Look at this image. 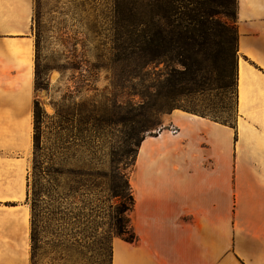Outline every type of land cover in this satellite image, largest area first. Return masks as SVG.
<instances>
[{"label": "crops", "instance_id": "obj_1", "mask_svg": "<svg viewBox=\"0 0 264 264\" xmlns=\"http://www.w3.org/2000/svg\"><path fill=\"white\" fill-rule=\"evenodd\" d=\"M234 128L175 110L134 159L111 264H264V0H238ZM34 0H0V264H31Z\"/></svg>", "mask_w": 264, "mask_h": 264}, {"label": "rangeland", "instance_id": "obj_2", "mask_svg": "<svg viewBox=\"0 0 264 264\" xmlns=\"http://www.w3.org/2000/svg\"><path fill=\"white\" fill-rule=\"evenodd\" d=\"M91 4L34 0L33 111L37 102L43 118L37 128L33 121L28 204L35 209L38 249L31 264H111L112 241L119 237V221L127 217L124 182L133 194L141 139L171 130L175 110L237 122V71L222 81L206 63L199 65V86L190 83L183 94L167 92L173 108L160 111L150 104L133 110L128 103L138 105L141 99L124 88L121 65L100 58L104 50L92 30ZM238 6L237 0L232 20L237 28ZM165 69L164 64L152 67L156 74ZM133 216L132 211L124 237L134 231Z\"/></svg>", "mask_w": 264, "mask_h": 264}, {"label": "trees", "instance_id": "obj_3", "mask_svg": "<svg viewBox=\"0 0 264 264\" xmlns=\"http://www.w3.org/2000/svg\"><path fill=\"white\" fill-rule=\"evenodd\" d=\"M236 4L237 0H92V30L100 38L98 45L104 50L100 58L121 65L124 88L130 97L141 99L138 105H128L133 110L145 109L150 104L158 106L160 111L173 108L170 94H183L190 83L199 86V65L203 63L212 65L213 71L218 70L220 80L233 78L238 65L239 35L232 22ZM160 64L166 65V69L156 74L152 67ZM162 90L167 91L162 94ZM155 97L160 99L159 103L155 102ZM42 118L43 111L35 102L36 128ZM218 123L235 127L228 122ZM34 142L38 143L36 136ZM37 170L34 166V171ZM45 175L43 179L48 191L50 178L48 173ZM124 184L128 191V204L124 205L127 217L119 221L117 235L132 243L134 231H129L127 237L124 235L128 232V215L134 209V196L127 180ZM34 210L33 207L32 260L38 249Z\"/></svg>", "mask_w": 264, "mask_h": 264}, {"label": "bare ground", "instance_id": "obj_4", "mask_svg": "<svg viewBox=\"0 0 264 264\" xmlns=\"http://www.w3.org/2000/svg\"><path fill=\"white\" fill-rule=\"evenodd\" d=\"M133 184V183H132Z\"/></svg>", "mask_w": 264, "mask_h": 264}]
</instances>
